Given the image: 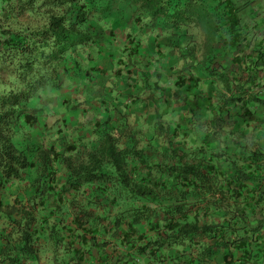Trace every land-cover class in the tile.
Wrapping results in <instances>:
<instances>
[{
	"label": "clouds",
	"instance_id": "9594fccd",
	"mask_svg": "<svg viewBox=\"0 0 264 264\" xmlns=\"http://www.w3.org/2000/svg\"><path fill=\"white\" fill-rule=\"evenodd\" d=\"M0 264H264V0H0Z\"/></svg>",
	"mask_w": 264,
	"mask_h": 264
}]
</instances>
